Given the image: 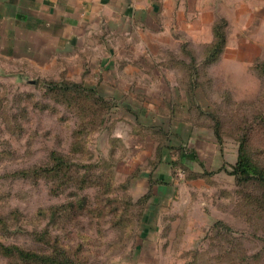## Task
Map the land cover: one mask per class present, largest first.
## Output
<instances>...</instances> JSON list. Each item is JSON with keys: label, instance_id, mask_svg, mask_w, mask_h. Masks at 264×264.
Here are the masks:
<instances>
[{"label": "rangeland", "instance_id": "1", "mask_svg": "<svg viewBox=\"0 0 264 264\" xmlns=\"http://www.w3.org/2000/svg\"><path fill=\"white\" fill-rule=\"evenodd\" d=\"M185 1L129 34L111 23L73 45L0 51V264L50 262L21 250L70 264H264V183L231 173L242 142L264 169V0ZM223 16L226 45L207 63ZM160 182L179 192L161 204L184 210L161 214L149 254L141 218Z\"/></svg>", "mask_w": 264, "mask_h": 264}, {"label": "crops", "instance_id": "2", "mask_svg": "<svg viewBox=\"0 0 264 264\" xmlns=\"http://www.w3.org/2000/svg\"><path fill=\"white\" fill-rule=\"evenodd\" d=\"M183 3L186 5L187 1L0 0V51L9 55L17 50V46H21L28 52L32 51L33 46L38 45L34 41L36 37H45L48 39V44L56 46L73 45L84 34V29H92L99 25H105L107 29H110L109 24L111 23L116 25L115 29L119 31L118 33L129 34L133 29L137 30L135 27L141 30L143 26L149 27L150 20H157V16L164 11H169L171 17L175 19L176 13L181 10ZM179 4L180 6H178ZM188 130L190 131V128ZM183 132L182 140L186 142L185 137L187 138V136L183 135ZM199 139L196 138L197 141ZM195 144H192L193 147ZM196 154V149L191 155L183 153V160L189 161ZM168 158V153L163 152L161 160L166 162ZM158 178L162 180L167 177H165V173L161 172L158 174ZM171 188L170 182H164L158 184L155 189L153 196L157 203L149 207L151 212L146 218L141 241L137 247L142 249V252L148 251L147 253L150 254L148 247H151L152 243L161 244L160 249L162 248V239L156 235L163 228L161 214L173 212L176 215L184 210L181 203L177 204V207L172 205V211L171 208H166L165 204H161V202L165 203L178 197L179 192L171 190Z\"/></svg>", "mask_w": 264, "mask_h": 264}, {"label": "trees", "instance_id": "3", "mask_svg": "<svg viewBox=\"0 0 264 264\" xmlns=\"http://www.w3.org/2000/svg\"><path fill=\"white\" fill-rule=\"evenodd\" d=\"M226 25L227 21L225 18H220V21L216 22L213 25V39L212 41L207 44L206 49V56H207V63L216 61L220 54L222 53L226 42H227V32H226ZM196 65V64H195ZM198 83V82H195ZM68 85L69 87L77 85V84H67V83H56V85ZM79 84V83H78ZM67 87V86H66ZM89 91H94L95 93H98V90L95 86H88ZM88 97V95H86ZM101 97H104L103 95H100ZM199 106V105H198ZM232 174H234L237 177V180L242 183H248L253 180H259L262 183H264V169L261 168L257 163L254 162V160L246 153L244 148V143L242 142L240 144L239 149V159L238 161L233 165V169L231 171ZM257 205L261 207V209L264 211V193L261 197L257 199ZM150 208H148L143 213V218H141L143 221L142 226H144L146 223V218L150 214ZM216 224H219L218 222ZM21 255L24 257V259L32 260V262L38 261H47L50 260L48 264H70L69 261L62 260L58 257H50L47 258L41 254H38L35 251H23L21 250ZM43 262V261H42Z\"/></svg>", "mask_w": 264, "mask_h": 264}]
</instances>
